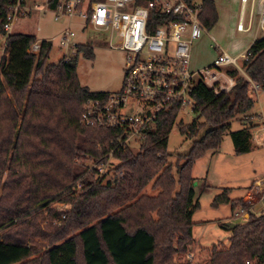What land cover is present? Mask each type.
Segmentation results:
<instances>
[{
	"label": "trees",
	"instance_id": "trees-1",
	"mask_svg": "<svg viewBox=\"0 0 264 264\" xmlns=\"http://www.w3.org/2000/svg\"><path fill=\"white\" fill-rule=\"evenodd\" d=\"M14 1L0 0V38L6 40L0 60V264H172L194 243L193 216L200 209L195 164L219 150L231 122L255 107L253 87L264 92V38L249 49L246 75L225 68L235 80L231 91L216 94L201 81L193 84L198 119L181 124L180 132L194 139L206 130L173 166L167 163L168 140L181 105L158 117L138 150L121 146L122 130L82 125L86 104L111 95L92 93L79 81L78 56L94 58L93 48L78 45L74 56L56 65L48 64L53 41H42L41 52L30 54L35 35L4 30ZM58 4L49 0L51 9ZM202 4L200 20L211 31L219 21L217 7L214 0ZM252 128L231 133L236 155L251 152ZM89 160L107 166V173L88 172ZM150 183L157 195L144 194ZM229 194L216 196L213 207H247ZM57 202L73 209L57 213L51 208ZM63 215L60 226L43 227ZM249 261L264 263V216L252 214L230 230L228 245L213 247L207 264Z\"/></svg>",
	"mask_w": 264,
	"mask_h": 264
},
{
	"label": "built area",
	"instance_id": "built-area-1",
	"mask_svg": "<svg viewBox=\"0 0 264 264\" xmlns=\"http://www.w3.org/2000/svg\"><path fill=\"white\" fill-rule=\"evenodd\" d=\"M30 1L33 0H15L8 8L4 25L7 35L21 18L34 12L52 13L55 21H83L87 29L109 36L112 49L125 53L121 91L111 94L106 101H89L81 118V124L88 127L122 130L126 138L121 146L133 148L132 143L140 146L158 117L174 104H180L181 110L185 106L193 109L191 89L195 82H203L216 94L231 91L235 80L222 69L235 67L244 74L239 61H248L250 57L249 49L234 58L222 51L210 68L192 70L193 46L206 33L200 20L202 0L192 3L185 0H59L56 9L50 8L49 0ZM248 2L242 0L244 7ZM251 5L248 25L242 18L237 30L253 31L257 15L256 33H264V0L257 13L253 11L254 3ZM74 37L75 33L67 29L58 40L62 47L71 48ZM41 48L42 41H37L29 53L38 55ZM243 203L247 207L233 211L231 223L245 224L252 214L264 216V179L252 185ZM247 264L261 263L249 261Z\"/></svg>",
	"mask_w": 264,
	"mask_h": 264
},
{
	"label": "rangeland",
	"instance_id": "rangeland-1",
	"mask_svg": "<svg viewBox=\"0 0 264 264\" xmlns=\"http://www.w3.org/2000/svg\"><path fill=\"white\" fill-rule=\"evenodd\" d=\"M214 1L219 7L221 14L223 13V5H231V9H236L233 2ZM197 2H201V0H197ZM261 2L262 0H255L254 2L253 0H249L245 6L244 19L246 26L248 25L252 10L251 4L254 3L253 11L257 13ZM237 8L239 14L241 11L240 3ZM223 19L225 18L222 15L221 20ZM237 20H231L229 29H227V25L219 24L216 28L205 33V35H207V32L212 34L218 46L224 47L233 58L240 50L247 49L249 42L252 41H249V35L251 34L242 33L236 29L239 24ZM258 22L259 17L255 15L254 31H256ZM38 27L41 29L40 32L37 31ZM67 29H71L75 33L73 39L74 45L71 48L62 47L58 40V36ZM13 31L35 35L38 40L53 41L54 47L48 61L49 65H56L63 58L74 56L76 54V46L78 45L91 46L94 50V58L87 59L83 54H79L78 56L77 74L81 85L92 93L116 94L121 91L126 64L125 53L112 49L110 47L109 36L102 35L90 28L87 29L83 21H70L67 19L55 21L52 13L42 15L39 12H34L31 16L17 21ZM220 32L224 34L219 37ZM205 38L207 41L206 47L202 48L200 52L197 48L194 56H192L191 65L195 72L210 68L219 54V50L212 48V40L208 36ZM262 38H264V33H259L255 40ZM235 46L236 50L233 49ZM4 54L5 39L0 38V60ZM243 61V59H240L239 64L243 72H245L242 67ZM222 70L225 73V68ZM251 96L256 101L255 107L246 115L239 116V119L231 122L230 130L224 135L220 149L215 152H209L203 159L197 161L194 166L195 200L200 204V209L193 216L194 243L189 247L187 254L175 256L172 264H183L186 262L190 264H207L213 247L221 248L227 246L230 236V230L227 225L231 223L232 206L231 204H223L218 208L213 207L215 197L222 194L224 190H230L229 197L231 200L242 199V197L247 196V190L254 182L264 179V94L259 92L257 87L254 86ZM196 119L198 117L192 111V107L185 106L180 111L169 135L168 152L170 153V157L167 161L168 165H176L179 155L187 154L193 143L204 135L206 129L201 131L200 136L194 139H187L181 134L180 125H189ZM250 122L255 124L254 128L250 129L251 152L238 156L234 150L231 133L250 127ZM132 147L135 150L140 148L139 144L135 143H132ZM113 162L111 160L110 164ZM114 163L116 164V162ZM84 164L88 167V172L97 169L99 166L98 163L92 160L85 161ZM107 169V166H101L100 174H106ZM207 184L210 188L206 186ZM157 193L158 191L152 190V183L148 185L144 192L147 195H157ZM76 196L78 197V194ZM51 208L54 209L53 211L60 213L72 210L73 205L57 202L51 205ZM63 216L52 222L47 220V223L45 222L43 227L46 228L48 224L60 226L64 219Z\"/></svg>",
	"mask_w": 264,
	"mask_h": 264
},
{
	"label": "crops",
	"instance_id": "crops-1",
	"mask_svg": "<svg viewBox=\"0 0 264 264\" xmlns=\"http://www.w3.org/2000/svg\"><path fill=\"white\" fill-rule=\"evenodd\" d=\"M39 1V3L40 2H42V0H33V1H30L29 3H33V2H38ZM223 1H226L227 3H230V2H233L234 4H235V8L236 9H231V5H228V6H226V5H223L222 7H223V13L221 14V12H220V9H219V7L217 6V4H216V7H217V10H218V14H219V21H218V23H217V25H216V27L219 25V24H225V25H227V29H229V27H230V22H231V20H233V19H235V20H237V21H239L240 22V20L242 19V18H244V16H243V11H244V9H245V7H244V5H243V3H242V0H223ZM239 3H240V9H241V11H240V13L238 14V5H239ZM33 14V13H32ZM32 14H30L29 16H31ZM222 15L224 16V18L225 19H223V20H221L222 19ZM237 15H238V18H237ZM239 22H237V23H239ZM215 27V28H216ZM38 29H40L39 27L37 28V31L38 32H40L41 31V29L40 30H38ZM222 29V28H221ZM221 29H220V31H221ZM237 29V28H236ZM216 30V29H215ZM223 34L224 33H222V32H220V34H219V37L220 36H223ZM226 34H228V33H226ZM247 34H251V35H249L250 36V40L249 41H251V42H249V44H248V48L249 47H251L252 46V44L256 41L255 39L257 38V36H258V34L256 33V31H251V32H248ZM206 36H208V38H210L211 40H212V42H213V47L212 48H215L216 50H219V54H218V56L222 53V51H225L226 53H230V52H228L224 47L223 48H221V47H219L218 46V44L216 43V41L214 40V37H213V35L212 34H210L209 32H207V35H205V36H203L200 40H198L195 44H194V46H193V50H192V56H194V53L196 52V50H197V48H198V51L200 52L201 51V49L202 48H205L206 47V45H207V41H206ZM38 41H42V40H38ZM45 41V40H44ZM46 41H48V40H46ZM5 45H6V40H5ZM247 48V49H248ZM234 50H236L237 48H236V46H235V48H233ZM232 49V50H233ZM247 49H244V50H240L239 51V53H237L236 54V56L235 57H238V56H240L241 54H243V53H245V51L247 50ZM233 50V51H234ZM236 52V51H235ZM217 56V57H218ZM216 57V58H217ZM215 58V59H216ZM215 61V60H214ZM191 64H192V61H191ZM191 68H192V65H191ZM192 70H194L193 68H192ZM244 75H246L245 73H244ZM260 92V91H259ZM263 94H264V92H262ZM250 125H253V126H255V124L253 123V122H250ZM194 171V170H193ZM257 181H259V180H257ZM256 181V182H257ZM255 183V182H254ZM253 183V184H254ZM252 184V185H253ZM252 185L248 188V190L247 191H249L250 189H251V187H252ZM208 188H210V186H208V184L206 185ZM246 198V196L245 197H242V199H245ZM193 238H194V235H193Z\"/></svg>",
	"mask_w": 264,
	"mask_h": 264
},
{
	"label": "water",
	"instance_id": "water-1",
	"mask_svg": "<svg viewBox=\"0 0 264 264\" xmlns=\"http://www.w3.org/2000/svg\"><path fill=\"white\" fill-rule=\"evenodd\" d=\"M236 226H237V225H236V224H233V223H230V224L227 225V227H228L230 230L235 229Z\"/></svg>",
	"mask_w": 264,
	"mask_h": 264
}]
</instances>
